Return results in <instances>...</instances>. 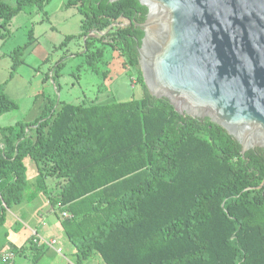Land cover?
<instances>
[{"label": "trees", "instance_id": "trees-1", "mask_svg": "<svg viewBox=\"0 0 264 264\" xmlns=\"http://www.w3.org/2000/svg\"><path fill=\"white\" fill-rule=\"evenodd\" d=\"M49 1L0 0V38L11 36L18 13L44 10ZM67 5L81 15V36L120 18L131 21L112 28L102 46L86 37L85 53L98 72L106 47L119 51L138 69L144 95L104 104L60 102L35 120L1 127L0 227L26 199L30 157L38 176L29 200L41 192L50 209L69 213L60 222L77 264L95 257L104 264H264V149L242 153L221 126L183 116L167 98L148 92L138 54L144 30L136 25L148 8L139 0ZM26 46L11 54L18 57ZM8 80L0 83V115L18 107L5 91ZM48 177L58 179V191L49 189ZM29 241L38 261L44 250ZM24 248L11 246L16 255Z\"/></svg>", "mask_w": 264, "mask_h": 264}, {"label": "water", "instance_id": "water-1", "mask_svg": "<svg viewBox=\"0 0 264 264\" xmlns=\"http://www.w3.org/2000/svg\"><path fill=\"white\" fill-rule=\"evenodd\" d=\"M139 2L148 8L136 24L148 92L221 126L242 153L264 149V0Z\"/></svg>", "mask_w": 264, "mask_h": 264}, {"label": "rangeland", "instance_id": "rangeland-1", "mask_svg": "<svg viewBox=\"0 0 264 264\" xmlns=\"http://www.w3.org/2000/svg\"><path fill=\"white\" fill-rule=\"evenodd\" d=\"M7 1L11 5L16 4V0ZM69 1L50 0L44 10L34 8L32 11H21L9 24L11 36L8 39L0 38V83L8 80L14 70L5 91L18 103L17 108L0 115V128L18 121L35 120L47 106L53 105L56 108L60 102L104 104L144 95V89L138 81V69L129 66L119 51L110 46L106 47V55L98 63V72L87 64L85 37L95 40V46H102L111 41L108 32L119 25H129L128 20L119 19L114 21L116 24L111 28L93 30L81 36V15L75 7L67 5ZM69 35H73L72 38H68ZM29 41L31 43L27 44ZM25 44L27 46L21 55L17 57L11 54ZM15 57L20 59L16 67ZM25 162L28 178L26 199L11 209L6 223L0 227V245L16 242L17 238L27 244L25 253L17 254L13 264H34L36 250L27 240L30 235L27 224L41 228L42 216L46 215L49 227L46 233L53 234L51 228L57 226L52 223L56 214L50 209L49 199L43 193H38L35 202L34 199L29 200L30 195L37 192L38 168L37 162L30 157ZM52 180L55 183H50ZM47 185L50 190H59L57 178L48 177ZM57 214L62 219V214ZM56 238L58 242L55 247H44L43 257L36 264H66L63 256L76 261V256L70 253L65 241L59 239V236ZM58 246L63 248V253L56 252ZM8 251H12L11 247H3L0 257ZM91 261L104 264L100 257Z\"/></svg>", "mask_w": 264, "mask_h": 264}, {"label": "crops", "instance_id": "crops-1", "mask_svg": "<svg viewBox=\"0 0 264 264\" xmlns=\"http://www.w3.org/2000/svg\"><path fill=\"white\" fill-rule=\"evenodd\" d=\"M87 37V36H86ZM85 37V38H86ZM2 145V142H1V140H0V146ZM57 181H58V179H57ZM62 182H64V180L62 181ZM50 183H55V181L53 182V180H52V182L50 181ZM38 195V194H37ZM37 195L33 198L34 199V201L33 202H35L37 199ZM36 199V200H35ZM32 200V199H31ZM17 206V205H16ZM55 214H56V216H55V218H53L52 219V223H54V224H57V226H54L53 225V227L51 228V232H53V234H50V233H46V231H49V227L47 226V216L45 215V216H42V223L40 224L41 226H39V224H38V226L39 227H41V228H33L31 225H26L27 226V228H29L30 229V235L28 236V238H27V240H28V242H30L29 240H31L32 238H33V236H32V234H33V232L34 231H37L38 232V234H39V236H41V237H43V238H47V239H50V238H55V239H57L56 237L57 236H59V239H61V240H63V241H65L64 243H65V246L69 249V251H70V253H73L74 255H75V252H76V248L74 247V245L70 242V240L68 239V237L66 236V234H65V232H64V230H63V228H62V225H61V222H60V220L61 219H59V217H58V212H59V214L61 213L60 212V210L57 212V209H51ZM11 210H9V212H10ZM9 215V214H8ZM24 215H25V213H24ZM15 216V215H14ZM15 217H17V218H19L20 216L19 215H16ZM8 218V217H7ZM50 234V235H49ZM22 240H19V238H17V240H16V242H8V243H3V244H1V245H5L6 247H11V246H14V245H16V246H19V247H21V246H26L27 244L26 243H23V242H21ZM58 241V240H57ZM31 243V245H32V247H33V244H32V242H30ZM37 247H38V245H37ZM41 247V246H40ZM58 247H60V248H62L61 246H58ZM41 248H44L43 246L41 247ZM44 250V249H43ZM55 250H56V248H55ZM26 251V250H25ZM25 251H22L21 253H25ZM63 248H62V252L61 253H63ZM56 252H58L57 250H56ZM59 253V252H58ZM43 256H41L40 257V259L42 258ZM64 257V259L63 260H65V262H66V264H77L76 263V261H72L71 259H69L67 256H63ZM98 260H100V259H98ZM97 260V261H98ZM38 261H34V264H36ZM83 264H95L94 263V261H87V262H85V263H83ZM103 264V263H102Z\"/></svg>", "mask_w": 264, "mask_h": 264}, {"label": "built area", "instance_id": "built-area-1", "mask_svg": "<svg viewBox=\"0 0 264 264\" xmlns=\"http://www.w3.org/2000/svg\"><path fill=\"white\" fill-rule=\"evenodd\" d=\"M62 216L63 217H68L69 216V213L68 212H63L62 213ZM33 243L38 245V246H43V247H55V245L57 244V239L55 238H50V239H47V238H43L41 236H39L38 232L37 231H34L33 234ZM56 250L61 253L62 252V248L60 247H57ZM15 257H16V254L13 252V251H8L4 254L1 255V262L3 264H13L14 263V260H15Z\"/></svg>", "mask_w": 264, "mask_h": 264}]
</instances>
